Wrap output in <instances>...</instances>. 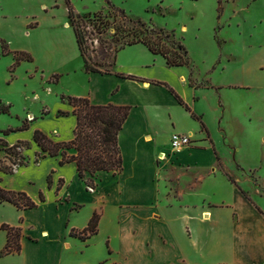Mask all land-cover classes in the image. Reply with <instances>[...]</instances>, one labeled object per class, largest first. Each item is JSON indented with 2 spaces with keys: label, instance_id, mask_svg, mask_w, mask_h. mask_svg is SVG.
<instances>
[{
  "label": "crops",
  "instance_id": "crops-1",
  "mask_svg": "<svg viewBox=\"0 0 264 264\" xmlns=\"http://www.w3.org/2000/svg\"><path fill=\"white\" fill-rule=\"evenodd\" d=\"M86 73L75 97L93 104L130 106L118 133L122 169L115 175L98 172L90 191L74 162L60 164L59 155L35 161L40 152L32 139L35 129L55 141L73 138L76 117L67 103L55 110L43 106L38 118L29 112L31 120H25L24 130L8 134L0 130V139L7 145L23 140L30 146L27 164L14 166L11 173L0 169V186L25 192L36 203L18 209L0 201V207L16 210L15 218L0 217V224L18 226L22 233L20 251L0 256V264H264V215L234 184L230 182L234 189L230 201L204 198L197 205L187 198L193 191L185 187L180 189L183 201L178 204H174L178 199L168 201L163 196L169 190L166 169L179 174L208 168L217 172L216 154L221 158L210 127L217 139L224 140L228 109L222 89L237 86L204 80L189 64L168 66L141 43L120 49L110 72ZM59 110L68 114L58 115ZM174 132L191 135L195 141L173 151L169 141ZM1 154L0 149V161L7 164L9 159ZM221 208L228 210L229 231L214 233L224 257L212 263L209 256L200 261L205 243L200 224L216 219ZM94 213L98 214L95 233L85 238L70 233L85 228ZM5 242L6 232L0 230V250Z\"/></svg>",
  "mask_w": 264,
  "mask_h": 264
},
{
  "label": "rangeland",
  "instance_id": "rangeland-1",
  "mask_svg": "<svg viewBox=\"0 0 264 264\" xmlns=\"http://www.w3.org/2000/svg\"><path fill=\"white\" fill-rule=\"evenodd\" d=\"M68 1L75 13L100 12L113 22L115 11L106 0ZM109 1L132 19L162 27L169 33L165 44L182 43L190 67L200 78L237 86L222 89L228 109L223 124L224 140L217 139L214 127H210L221 158L215 165L217 172L208 168L179 174L180 171L166 169L169 190L164 198L178 199L174 204L180 203V189L185 187L193 191L187 198L197 205L204 198L230 201L234 189L226 173L237 180L238 187L264 215V0ZM3 43L10 53L3 54ZM14 51L26 52L32 60H21L13 66ZM86 77L67 16L66 0H0V102L9 106L7 113H0L1 131L30 121L29 112L37 118L42 116L43 106L55 110L59 104L67 103L60 96L75 97ZM234 116L236 122L232 121ZM4 148L0 143L3 157L23 164L29 162V145L16 149L18 156L5 154ZM5 160L10 164V160ZM202 178L205 181L197 188L196 183ZM227 213V209L221 208L216 219L200 224L205 237L200 261L209 256L212 263L224 257L214 232L228 233ZM15 216V209L0 207V217Z\"/></svg>",
  "mask_w": 264,
  "mask_h": 264
},
{
  "label": "trees",
  "instance_id": "trees-1",
  "mask_svg": "<svg viewBox=\"0 0 264 264\" xmlns=\"http://www.w3.org/2000/svg\"><path fill=\"white\" fill-rule=\"evenodd\" d=\"M106 2L108 7L115 11L113 22L109 21L107 16L102 15L100 12L75 13L69 1L66 0L67 16L86 72H110L115 63L116 53L125 46L137 43L143 44L152 54L160 55L168 66L189 64L187 51L182 43H171L170 45L164 43L169 37V33H166L162 27L154 28L139 18L132 19L126 15L123 9L113 6L109 0H106ZM111 30L113 33H111ZM113 42H117V44L113 45ZM2 50L3 54L11 52L5 43L2 44ZM13 53V66L21 60H32V57L26 52L14 51ZM109 56H111L110 60H108ZM127 77L137 78L132 75ZM170 91L174 93L172 89ZM174 95L183 104L179 96L176 93ZM60 97L73 107L72 113L76 117L73 138L67 141H55L44 131L35 129L32 139L40 148V152L36 153L35 161L38 157L45 155H59L60 164L74 162L78 177L83 179L87 186L94 184V178L100 171L109 172L113 175L118 174L122 169L118 133L128 116L130 106L116 105L110 102L93 104L85 97L64 95ZM8 108V105L0 102V113H7ZM67 114V111H58V115ZM201 127L204 128V124L201 123ZM26 128H28V125L24 122L15 129L2 130V133L8 134L10 131ZM0 143L5 146V154L10 156L20 155L16 149L29 145L28 141L23 140H18L11 146L1 139ZM8 159L10 164L7 165L0 161V169L6 173H11L14 166L23 164L22 162H16L15 158L11 159L9 157ZM216 159L218 160L217 155ZM86 173L88 177L85 175ZM224 175L229 182L238 187L234 179L226 173ZM47 180L50 183V176L47 177ZM241 192L245 195L243 190ZM40 200H44L42 195H40ZM0 201L10 202L18 209H28L36 206V203L25 192L7 190L1 186ZM256 208L260 210L257 206ZM97 220L98 214L94 213L85 228L80 231L71 229L70 233L85 238L88 234L96 232ZM0 230L6 232V242L0 250V256L19 252L22 237L21 228L1 223Z\"/></svg>",
  "mask_w": 264,
  "mask_h": 264
},
{
  "label": "built area",
  "instance_id": "built-area-1",
  "mask_svg": "<svg viewBox=\"0 0 264 264\" xmlns=\"http://www.w3.org/2000/svg\"><path fill=\"white\" fill-rule=\"evenodd\" d=\"M194 141L195 140L191 137V135H188L185 133L174 132L170 136L169 144H170V148L173 151H176L182 147L191 145ZM163 157L164 155L161 154L159 158H163ZM87 189L91 191L93 189L92 185L87 186Z\"/></svg>",
  "mask_w": 264,
  "mask_h": 264
}]
</instances>
